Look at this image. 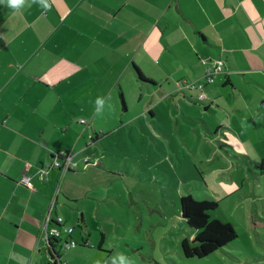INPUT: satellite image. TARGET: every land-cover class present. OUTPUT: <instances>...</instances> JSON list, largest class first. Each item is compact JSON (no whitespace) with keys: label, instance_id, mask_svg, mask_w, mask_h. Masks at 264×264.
<instances>
[{"label":"crops","instance_id":"1","mask_svg":"<svg viewBox=\"0 0 264 264\" xmlns=\"http://www.w3.org/2000/svg\"><path fill=\"white\" fill-rule=\"evenodd\" d=\"M44 3L47 8L39 0H26L19 10L0 5V264L47 262L35 256L41 251L39 244L46 246L47 216L60 215L66 227H73L72 218L82 211L78 206H69L67 211L66 203L58 202L61 190L53 203L56 189H62L65 180L72 182L75 172L84 174L86 188L79 187L81 191L74 194L70 188L65 190L77 201L91 195L92 178L108 177L101 169L78 173L84 162L97 164L98 155H107L94 146L98 139L112 138L120 131L119 139L126 144L139 138L145 148L139 149L138 155H145L143 151L158 153L150 148L149 139L170 155L168 137L176 139L182 134L185 120L193 129V116H200L196 98L188 93L192 89L180 85L201 80L203 59H222L225 72L203 88L209 95L202 103L204 111L214 113L202 116L201 121L208 129L224 124L226 135L239 141L238 151L253 141L255 130L262 140L264 122L238 126L235 120L238 109L256 117L264 106V0ZM134 66L152 82L140 81ZM233 74L255 83L257 98L238 95V106L224 101L223 88L233 84L231 89H236ZM97 98L104 100L100 114L95 110ZM176 102H184L192 114L177 117ZM222 102L236 108L229 109ZM59 152L68 153L77 166L64 174L53 167L54 155ZM204 160L197 163L201 180L212 174ZM219 169L213 168L214 180L222 185L215 191L224 193L220 198H227L242 180L234 164L227 165L225 173ZM22 179L28 183L22 184ZM102 191L105 199L111 195L110 190ZM85 215L83 210L82 223ZM19 241L23 247L17 246Z\"/></svg>","mask_w":264,"mask_h":264},{"label":"rangeland","instance_id":"2","mask_svg":"<svg viewBox=\"0 0 264 264\" xmlns=\"http://www.w3.org/2000/svg\"><path fill=\"white\" fill-rule=\"evenodd\" d=\"M242 34L247 37L244 30ZM224 56L229 57V54ZM233 78L236 89H231L233 84L226 85L223 88L224 101L238 106L235 101L236 97H241L238 95L243 94L248 100L257 98L259 88L255 83L241 75L233 74ZM198 91L192 89L188 93L197 100ZM195 104L201 117L193 116L196 118L190 123L193 129L187 127L189 122L185 120L181 123H186L185 131L177 134L176 139L168 137L170 155H165L152 139H149L150 148L158 153L152 155V152L147 154L143 151L145 155H138L139 149L145 148L139 138H129L126 144L119 139L120 131H116L112 138L107 136L95 141L97 150L107 155H98L97 164L84 162L78 173L89 168L101 169V173L108 177L104 180V175L92 178L94 188L88 192L91 195L76 201L73 196H67L65 190L70 188L74 194L76 190L81 191L79 187L86 188L88 184L84 174L75 172L74 180H65L62 189H56L52 199L54 203L61 190L58 202H65L67 211L69 206H78L82 210L70 223L74 230L72 236L79 245L67 251L63 242L57 244L55 250L61 255L59 264H112L118 254H124L132 264H264V174L256 166L264 158V106L256 117L247 110L238 109L235 120L238 126H254L255 121L263 125L260 132L262 140L255 130L253 141L244 145L245 150L238 151L239 141L226 135L227 130L222 128L224 124L220 128L214 125V129H208L201 121L202 116L210 117L214 111L205 113L201 102ZM220 104L229 109L236 108L224 102ZM175 111L177 117L179 114L182 117L192 114L184 102H176ZM163 123L168 125L167 120ZM109 152L113 155H108ZM201 158H205L210 168L208 174L212 172L203 178L204 181L197 164ZM70 162L72 165L68 172L77 166L72 157ZM233 164L242 185L232 196L220 198L224 193L218 195L215 191L219 185L214 180L213 168L220 167L218 172L225 173L227 170L224 168ZM117 170L122 174L115 172ZM204 182L207 188L202 185ZM102 190H110L111 195L105 199ZM189 193L198 199L208 198V195L220 201L210 213L212 220L230 223L237 231V238L202 258L185 257L181 249L182 240L191 238V230L180 215L179 199ZM83 210L86 215L82 223ZM84 243L86 245H82ZM17 246L23 247L22 241ZM38 246L41 251L36 253V259H47L44 245Z\"/></svg>","mask_w":264,"mask_h":264},{"label":"trees","instance_id":"3","mask_svg":"<svg viewBox=\"0 0 264 264\" xmlns=\"http://www.w3.org/2000/svg\"><path fill=\"white\" fill-rule=\"evenodd\" d=\"M134 69L138 78H140V81L142 80L145 83L152 82L151 80L145 78L136 66H134ZM196 101L199 102L198 100ZM64 153L65 155L68 154L66 152ZM54 157H58L59 159L63 158L58 154H55ZM256 165L264 174V158L257 162ZM203 185L205 186L204 183ZM218 205L219 201L212 197L200 200L195 198L191 193L180 196V215L191 230V238H185L181 242L182 253L185 257H205L237 238V231L232 224L223 223L219 220H212L210 213L216 209ZM62 219L64 220L63 217ZM55 220L56 218L52 219L51 226L57 228H72L73 231V227H66L64 222H62V225H58ZM68 241H74L75 245L67 248L66 242ZM60 242L64 243L67 251L79 245L75 238L72 237V232L70 234L63 235L60 238H54L53 236L49 237V239L46 240L45 246L48 257V261L45 264L60 263L61 255L57 252V250H55V247ZM102 242L103 241H101V243ZM82 245L86 244L84 243ZM50 247L53 249L54 254L50 250Z\"/></svg>","mask_w":264,"mask_h":264},{"label":"built area","instance_id":"4","mask_svg":"<svg viewBox=\"0 0 264 264\" xmlns=\"http://www.w3.org/2000/svg\"><path fill=\"white\" fill-rule=\"evenodd\" d=\"M202 64L204 65V74L200 81L197 82H184L180 85V88H187V89H199L201 92L198 95L197 100L201 103L208 100L207 94L203 91V88L206 84L214 82L217 77L221 74H223L224 71V61L222 59L214 60V61H208L206 59L202 60ZM83 122V121H82ZM61 157H63L61 160L58 157H54L55 159L52 161V166L57 167L61 170V172L64 174L66 171L70 169L71 165V156L65 155L64 152L57 153ZM43 172H45L43 170ZM22 184L26 185L28 183L27 179H22ZM55 222L58 225H62L63 219L61 216H58L55 220ZM52 219H50L49 216L44 221V229H45V239L48 240L49 237L54 238H60L63 235L70 234L72 232V228H57L54 226H51ZM75 245L74 241H68L66 242V247L70 248Z\"/></svg>","mask_w":264,"mask_h":264},{"label":"clouds","instance_id":"5","mask_svg":"<svg viewBox=\"0 0 264 264\" xmlns=\"http://www.w3.org/2000/svg\"><path fill=\"white\" fill-rule=\"evenodd\" d=\"M26 0H0V5L7 6L13 10H19L25 6ZM44 8H47L48 5L44 3V0H39ZM95 110L97 114H100L104 110V100L97 98L95 101ZM112 264H132L130 259L124 254H118L117 257H114Z\"/></svg>","mask_w":264,"mask_h":264},{"label":"water","instance_id":"6","mask_svg":"<svg viewBox=\"0 0 264 264\" xmlns=\"http://www.w3.org/2000/svg\"><path fill=\"white\" fill-rule=\"evenodd\" d=\"M50 250L52 251V253L54 254V252H53V249L50 247Z\"/></svg>","mask_w":264,"mask_h":264}]
</instances>
